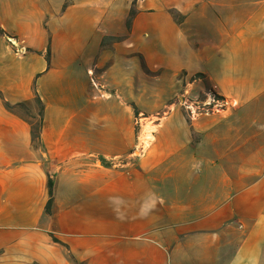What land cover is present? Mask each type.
<instances>
[{
    "label": "crops",
    "instance_id": "crops-1",
    "mask_svg": "<svg viewBox=\"0 0 264 264\" xmlns=\"http://www.w3.org/2000/svg\"><path fill=\"white\" fill-rule=\"evenodd\" d=\"M0 264H264V0H0Z\"/></svg>",
    "mask_w": 264,
    "mask_h": 264
},
{
    "label": "trees",
    "instance_id": "trees-1",
    "mask_svg": "<svg viewBox=\"0 0 264 264\" xmlns=\"http://www.w3.org/2000/svg\"><path fill=\"white\" fill-rule=\"evenodd\" d=\"M173 14H174V16H176L175 13H173ZM198 76L202 77V75H198ZM34 102H36L39 106V117H40L39 125H35V123L32 120L25 118L20 114L19 110L21 108H24V109L28 108L27 102L18 103V104H11L9 102H6L5 107L8 111L20 116L22 119H24L30 125L31 130H32L33 143L37 147L40 140H41V135H42V132L44 129V110H45V107H44V104L38 95L35 96ZM48 191H49L50 199H49V202L47 204L46 211L48 213H51L53 200H54V182L51 178L49 179V183H48Z\"/></svg>",
    "mask_w": 264,
    "mask_h": 264
},
{
    "label": "built area",
    "instance_id": "built-area-1",
    "mask_svg": "<svg viewBox=\"0 0 264 264\" xmlns=\"http://www.w3.org/2000/svg\"><path fill=\"white\" fill-rule=\"evenodd\" d=\"M9 42L17 49V53L24 54L27 52V49L24 46H20L14 38H9ZM177 100L178 102H184V105L190 111L192 117L200 114H209L234 106V103L219 99L213 92L209 93L206 100L197 99V101H189L181 98Z\"/></svg>",
    "mask_w": 264,
    "mask_h": 264
},
{
    "label": "rangeland",
    "instance_id": "rangeland-1",
    "mask_svg": "<svg viewBox=\"0 0 264 264\" xmlns=\"http://www.w3.org/2000/svg\"><path fill=\"white\" fill-rule=\"evenodd\" d=\"M91 84H92V79H91ZM201 97V96H200ZM199 97V99L201 100V98ZM203 99V97H202ZM20 114L25 117V118H28L30 120H32L35 125H39V121H40V117H39V106L36 102H32L28 108L24 109V108H21L19 110ZM142 124L145 123L144 121L141 122ZM141 129V128H140ZM138 131L140 132L139 128H138ZM152 131V123L148 125V127L146 128V132L148 133V135L150 136V132ZM144 141V144L145 146H147V143L146 141L148 140H143Z\"/></svg>",
    "mask_w": 264,
    "mask_h": 264
}]
</instances>
